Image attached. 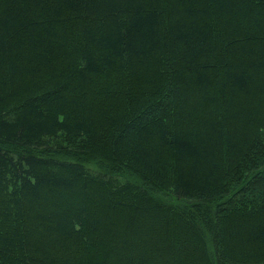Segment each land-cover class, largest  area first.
<instances>
[{"label":"trees","instance_id":"obj_1","mask_svg":"<svg viewBox=\"0 0 264 264\" xmlns=\"http://www.w3.org/2000/svg\"><path fill=\"white\" fill-rule=\"evenodd\" d=\"M0 264H264V0H0Z\"/></svg>","mask_w":264,"mask_h":264}]
</instances>
